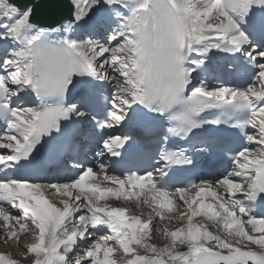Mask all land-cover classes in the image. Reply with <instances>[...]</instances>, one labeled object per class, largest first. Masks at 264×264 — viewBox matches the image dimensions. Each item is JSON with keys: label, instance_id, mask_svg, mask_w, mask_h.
Returning <instances> with one entry per match:
<instances>
[{"label": "snow or ice", "instance_id": "1", "mask_svg": "<svg viewBox=\"0 0 264 264\" xmlns=\"http://www.w3.org/2000/svg\"><path fill=\"white\" fill-rule=\"evenodd\" d=\"M49 6L0 0L3 242L30 234V264H118L117 252L120 264H264V0H68L41 26ZM161 122L155 149L139 150L136 130ZM85 124L111 164L85 166ZM214 149L222 175L174 183ZM113 199L152 212L102 203Z\"/></svg>", "mask_w": 264, "mask_h": 264}, {"label": "water", "instance_id": "2", "mask_svg": "<svg viewBox=\"0 0 264 264\" xmlns=\"http://www.w3.org/2000/svg\"><path fill=\"white\" fill-rule=\"evenodd\" d=\"M18 3H25L26 0H17ZM46 2L50 5V6H54L56 5V9L52 11L51 17L50 18H45L42 19L38 16L35 17V21L40 23H45L48 25H55V23L57 21H59L61 19L62 13L64 11V9L61 7V5H66L68 3L67 0H46Z\"/></svg>", "mask_w": 264, "mask_h": 264}, {"label": "bare ground", "instance_id": "3", "mask_svg": "<svg viewBox=\"0 0 264 264\" xmlns=\"http://www.w3.org/2000/svg\"><path fill=\"white\" fill-rule=\"evenodd\" d=\"M102 203H109V204H111V202H109V201H104V202H102ZM111 205H112V204H111ZM113 206H117V205L114 204ZM144 209H145V211H143V212L140 211V213H138V214L143 213L144 215H143L142 218H147L148 214L152 212V209L148 208L147 206H144ZM141 210H142V209H141ZM134 212H135V210L131 209V211H129V214L132 215V214H134ZM169 215H171L172 217H175V216L177 215V212H176V213H175V212H172V213H170ZM0 221H1V220H0ZM177 226H179V222H178L176 225H174L173 228H170V229H174V228L177 227ZM212 229H213V228L210 227V230H212ZM216 234L222 235L223 233L220 234V233L217 232ZM30 236H31V235H30ZM159 241H162L161 238H160L159 240H157L156 243H159ZM15 245H17V244H15ZM0 253H1V252H0ZM5 253L11 254V252L8 251V250H6ZM113 258H114V257H113ZM123 259H124V258H123ZM22 264H24V262H22ZM118 264H120V261H118Z\"/></svg>", "mask_w": 264, "mask_h": 264}, {"label": "rangeland", "instance_id": "4", "mask_svg": "<svg viewBox=\"0 0 264 264\" xmlns=\"http://www.w3.org/2000/svg\"><path fill=\"white\" fill-rule=\"evenodd\" d=\"M28 235H30V234H28ZM222 235H223V234H222ZM8 251H9V250H8ZM21 252H22V250H21ZM120 256H122V255L120 254V255H119V257H120ZM123 258H124V257H123ZM115 259L119 261V259H118V258H115ZM22 262H24V261H23V260H21V261H20V264H22Z\"/></svg>", "mask_w": 264, "mask_h": 264}]
</instances>
